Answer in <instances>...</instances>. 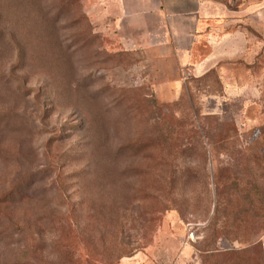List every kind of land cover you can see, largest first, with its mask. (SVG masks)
Segmentation results:
<instances>
[{"label":"rangeland","instance_id":"1","mask_svg":"<svg viewBox=\"0 0 264 264\" xmlns=\"http://www.w3.org/2000/svg\"><path fill=\"white\" fill-rule=\"evenodd\" d=\"M217 1L224 60L161 102L107 7L0 0V264H264V0Z\"/></svg>","mask_w":264,"mask_h":264},{"label":"crops","instance_id":"2","mask_svg":"<svg viewBox=\"0 0 264 264\" xmlns=\"http://www.w3.org/2000/svg\"><path fill=\"white\" fill-rule=\"evenodd\" d=\"M95 1L101 8H108L107 14L104 11L106 19L98 22V32L105 31L114 50L141 57L138 68L151 72L148 78L161 102L178 100L187 80L204 75L224 60L219 52L224 6L217 0ZM118 264H199V261L197 252L186 249L176 263L138 253Z\"/></svg>","mask_w":264,"mask_h":264},{"label":"trees","instance_id":"3","mask_svg":"<svg viewBox=\"0 0 264 264\" xmlns=\"http://www.w3.org/2000/svg\"><path fill=\"white\" fill-rule=\"evenodd\" d=\"M114 51L115 52H123L125 54H130L134 57H137V55L133 52H129V51H125V50H117V51L114 50ZM210 71H208V72H210ZM204 75H202V76H204ZM191 78H194V77H191ZM213 185H214V197H215V200H214V215H215L223 207V204L221 202V196L226 189V183L223 181V178L213 174ZM236 189H237V186H235L234 191H236ZM226 221L228 222V220H226Z\"/></svg>","mask_w":264,"mask_h":264}]
</instances>
